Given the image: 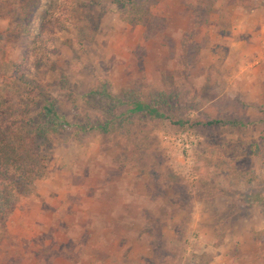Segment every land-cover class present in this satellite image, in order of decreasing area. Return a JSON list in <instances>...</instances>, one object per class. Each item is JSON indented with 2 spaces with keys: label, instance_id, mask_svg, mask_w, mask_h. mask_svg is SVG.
<instances>
[{
  "label": "rangeland",
  "instance_id": "374dc122",
  "mask_svg": "<svg viewBox=\"0 0 264 264\" xmlns=\"http://www.w3.org/2000/svg\"><path fill=\"white\" fill-rule=\"evenodd\" d=\"M30 8L0 0V114L48 165L0 264H264V0Z\"/></svg>",
  "mask_w": 264,
  "mask_h": 264
},
{
  "label": "trees",
  "instance_id": "16d2710c",
  "mask_svg": "<svg viewBox=\"0 0 264 264\" xmlns=\"http://www.w3.org/2000/svg\"><path fill=\"white\" fill-rule=\"evenodd\" d=\"M34 0H3L9 6L22 7L23 15L31 14L30 5ZM134 2V0H131ZM0 52L1 49H0ZM21 65L16 66L15 78L22 73ZM148 113L153 117L150 111ZM18 111L10 105L8 109L0 114V221L6 222L12 214L17 197L32 190L36 180L42 178L47 169L48 161L34 147V139L22 135V127L25 122L18 117ZM44 118L46 122L39 129V134L48 135L57 133L65 126L62 117L53 105L44 107ZM181 125L182 123H177ZM208 125H229L232 127L243 126L241 122L213 121Z\"/></svg>",
  "mask_w": 264,
  "mask_h": 264
}]
</instances>
